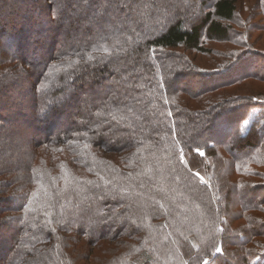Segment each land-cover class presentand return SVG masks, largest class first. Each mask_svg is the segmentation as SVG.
Masks as SVG:
<instances>
[{"label":"trees","instance_id":"trees-1","mask_svg":"<svg viewBox=\"0 0 264 264\" xmlns=\"http://www.w3.org/2000/svg\"><path fill=\"white\" fill-rule=\"evenodd\" d=\"M239 1L0 0V264H264V50L173 53Z\"/></svg>","mask_w":264,"mask_h":264},{"label":"rangeland","instance_id":"rangeland-1","mask_svg":"<svg viewBox=\"0 0 264 264\" xmlns=\"http://www.w3.org/2000/svg\"><path fill=\"white\" fill-rule=\"evenodd\" d=\"M240 5H239V13L237 16V21L235 23L239 25H234L232 24V31H231V39L236 42H208L207 47L208 49H213L211 53H195V52H185L182 49H179L178 51H174L173 53L176 55H180L181 57L188 58L191 62H194V64H197L198 67L206 70V71H213V72H222V70H219L218 68L220 67H225L229 63H232L234 60H236L237 56L243 55L245 51H249L248 48H244V46L241 42L244 41L245 37H243L245 34L249 36V43L253 45L251 49H259V50H264V28L261 27L263 16L262 13L260 12L259 14L257 13V3L258 0H240ZM237 42L241 44L242 46L237 45ZM244 43V42H243ZM254 43V44H253ZM242 52V53H239ZM236 53V58L232 56V54ZM252 54L249 58L250 61L247 62L246 68L245 69H250L252 64H256L255 62H259L262 64L264 63V58L258 57V56H253ZM197 67V66H196ZM243 70V69H242ZM190 72L194 75V69H190ZM187 85H190V82L186 81ZM185 82L181 83V86L184 85ZM29 89H32L33 86L32 84H29ZM0 90V94H1ZM260 111V108H255L251 109L249 111V114L245 120L244 125H243V130H247L248 125L251 121V119L257 114V112ZM24 114L26 113V116L31 117L29 112L25 110L23 112ZM2 116V115H1ZM7 119H11V117L5 115ZM11 120H6V124L4 127H6V130L11 129ZM199 124V122H197ZM201 127V128H200ZM19 133V140L15 143H13L12 147L13 148H21L26 147L23 143V140L25 141L26 139L31 140L32 134L28 133L27 127H21ZM18 130V132H19ZM195 131L197 133H203L202 132V126L200 125L199 127L195 128ZM23 143V146L21 145ZM15 146V147H14ZM25 151V150H24ZM256 193H259L260 197L264 194V191H256ZM248 195V194H247ZM233 264V263H232Z\"/></svg>","mask_w":264,"mask_h":264},{"label":"snow or ice","instance_id":"snow-or-ice-1","mask_svg":"<svg viewBox=\"0 0 264 264\" xmlns=\"http://www.w3.org/2000/svg\"><path fill=\"white\" fill-rule=\"evenodd\" d=\"M85 2H87V0H85ZM133 0H121V3L125 6L128 7L132 4ZM201 156H203V153H200Z\"/></svg>","mask_w":264,"mask_h":264}]
</instances>
